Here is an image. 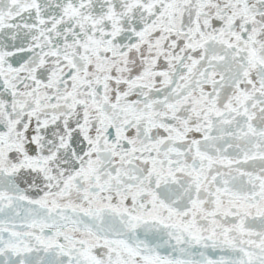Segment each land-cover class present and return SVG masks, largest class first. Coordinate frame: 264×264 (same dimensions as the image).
<instances>
[{
	"label": "snow or ice",
	"instance_id": "6c2138e0",
	"mask_svg": "<svg viewBox=\"0 0 264 264\" xmlns=\"http://www.w3.org/2000/svg\"><path fill=\"white\" fill-rule=\"evenodd\" d=\"M0 264H264V0H0Z\"/></svg>",
	"mask_w": 264,
	"mask_h": 264
}]
</instances>
